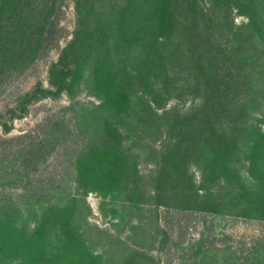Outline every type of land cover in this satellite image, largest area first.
<instances>
[{"label":"trees","instance_id":"trees-1","mask_svg":"<svg viewBox=\"0 0 264 264\" xmlns=\"http://www.w3.org/2000/svg\"><path fill=\"white\" fill-rule=\"evenodd\" d=\"M6 7L0 0V29ZM75 12L73 39L51 67L50 88L38 85L24 97V112L9 113L10 120L22 117L30 103L63 93L73 101L70 110L80 86L101 100L68 119L62 112L50 116L46 137L13 154L18 173H36L60 149H73L77 195L65 206L38 200L47 206L32 229L17 225L12 201L0 202L1 257L18 264H95L77 212L84 201L77 196L89 191L117 193L131 207L264 222V129L248 115L257 85L264 97V0H76ZM236 15L248 22L237 25ZM180 84L188 90L178 99H194L187 112L166 109ZM133 95L147 112H135ZM5 119L0 113L9 133ZM141 125L166 137L149 176L138 170L130 130ZM259 242L249 251L251 264H264Z\"/></svg>","mask_w":264,"mask_h":264},{"label":"rangeland","instance_id":"rangeland-1","mask_svg":"<svg viewBox=\"0 0 264 264\" xmlns=\"http://www.w3.org/2000/svg\"><path fill=\"white\" fill-rule=\"evenodd\" d=\"M4 1L7 7L0 29V113L6 116L12 129L5 133L0 126V202L12 201L19 210L17 225L32 229L36 216L47 206L38 204V200L65 206L70 201L69 195H77L75 168L71 164L74 151L60 149L36 173L28 168L18 173L19 162L14 159V151L31 139L45 138L50 131L47 126L50 116L62 112L60 117L68 119L72 112L87 111L88 107L101 104V100L80 86L75 92L77 104L70 110L65 108L71 107L73 101L63 93L57 98L46 97L30 103L25 115L10 120L13 113L9 112H24L21 106L24 97L38 85L50 88L51 67L73 39L76 0ZM46 16L50 17V34L48 42L42 43L40 35ZM235 17L237 25L248 22L245 16ZM178 86L179 89H171L174 98L166 109L179 106L182 112H187L194 105V99L186 94L180 101L176 95L188 89L183 84ZM132 98L135 112H147L141 109L138 96ZM263 98V86L257 85L248 105L250 120L262 129ZM164 110L157 109V112ZM136 127L132 133L128 126L132 139L136 140L134 150L140 152L138 170L149 176L156 170V150L165 144L166 137L156 127ZM152 146L154 149L150 148ZM194 171L200 180V170L195 168ZM53 186L55 189L49 192ZM148 187H152L149 181ZM104 194L89 191L84 197L77 196L84 200L78 204L77 212L83 218L80 223L89 249L97 258L95 264H132L136 258L142 262L140 264H251L250 249L264 240L263 221L178 211L168 213L152 206L131 207L132 204L125 203L124 197L117 193ZM0 264H18V261H9L0 255Z\"/></svg>","mask_w":264,"mask_h":264}]
</instances>
